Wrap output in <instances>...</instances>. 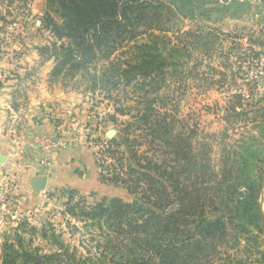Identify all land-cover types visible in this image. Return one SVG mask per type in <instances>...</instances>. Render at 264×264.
<instances>
[{"label": "rangeland", "instance_id": "rangeland-1", "mask_svg": "<svg viewBox=\"0 0 264 264\" xmlns=\"http://www.w3.org/2000/svg\"><path fill=\"white\" fill-rule=\"evenodd\" d=\"M47 1L0 0V59H4L0 60V99L16 110L45 116L51 125L48 135L62 143L59 151L72 155L61 171L46 169L34 175L33 179H48L41 192H34L27 181L21 187L15 180L6 195L0 190V264L2 245L6 240L15 241L16 235L25 247L38 248L44 254L54 252L55 247L40 237L43 225L80 254L96 250L91 238L99 239V233L72 214L101 199H138L140 195L131 194L127 187L132 182L124 185L122 180L134 177L128 172L137 169L136 160L145 164L146 157L159 162L166 158L159 154L156 142L152 144L140 120L148 101L155 100L149 122H164L161 125L172 128V136H184L197 153L206 144L210 164L217 171L224 145H236L246 134L256 133L252 121L259 114L250 112L264 95V9L247 10L238 19L219 15L208 20L198 16L175 19L171 31L162 33L171 45L192 40L185 33L208 29L218 34L217 43L207 53L190 49L189 59L181 60L176 74L162 79L154 91H142L138 81L128 87L121 83L117 89L99 83L91 89L89 78L81 72L71 78L68 67L55 79L58 61L51 49L67 42L57 41L45 27ZM50 15L61 22L56 14ZM144 41L145 37L136 42ZM94 73L101 72L90 71ZM232 107L247 112L246 116L231 115ZM126 140L132 146L131 154L126 153ZM115 177L118 181H113ZM262 185L263 234L259 241L264 240V176ZM31 228L35 233H29ZM244 247L241 241L238 251L222 250L218 258L239 259Z\"/></svg>", "mask_w": 264, "mask_h": 264}, {"label": "trees", "instance_id": "trees-1", "mask_svg": "<svg viewBox=\"0 0 264 264\" xmlns=\"http://www.w3.org/2000/svg\"><path fill=\"white\" fill-rule=\"evenodd\" d=\"M253 8L264 9V0H48L45 27L57 41L67 42L51 49L58 61L53 77L68 67L71 78L80 72L89 78L91 89L99 83L117 89L121 83L128 87L138 81L142 91H154L162 79L177 73L190 49L207 53L217 43L218 34L208 29L185 33L192 40L171 45L162 33L171 31L175 19L208 20L212 15L238 19ZM144 37L143 43L136 42ZM91 70L101 73L90 74ZM154 101H148L140 120L166 158L159 162L146 157L145 164L136 160L137 169L128 172L134 177L122 180L124 185L132 182L127 187L139 198L101 199L72 214L99 233V239L91 238L96 250L80 254L43 225L40 237L55 247L54 252L25 247L16 235L15 241L2 245L1 264H264V240L259 241L264 95L250 112L259 114L252 121L256 133L246 134L236 145H224L217 171L206 144L197 153L184 136H172V128L161 125L164 122H149ZM230 110L236 117L247 114ZM128 143L125 150L131 154ZM172 162L175 166H169ZM35 231L31 228L29 233ZM241 241L245 247L239 259L219 260L222 250L238 251Z\"/></svg>", "mask_w": 264, "mask_h": 264}, {"label": "crops", "instance_id": "crops-1", "mask_svg": "<svg viewBox=\"0 0 264 264\" xmlns=\"http://www.w3.org/2000/svg\"><path fill=\"white\" fill-rule=\"evenodd\" d=\"M50 131V121L45 116L42 117L32 110H16L8 101L0 99V154L6 157L5 163L0 167L12 173L13 180L21 187H24L26 181L31 186L34 175L42 170L47 169L50 173L58 169L61 171L67 157L72 155L71 152L57 151L46 157L36 147L23 151L17 149L20 136L29 140L35 135L40 137L49 134ZM40 159H45L47 164L40 165Z\"/></svg>", "mask_w": 264, "mask_h": 264}, {"label": "built area", "instance_id": "built-area-1", "mask_svg": "<svg viewBox=\"0 0 264 264\" xmlns=\"http://www.w3.org/2000/svg\"><path fill=\"white\" fill-rule=\"evenodd\" d=\"M20 122V121H19ZM23 123V122H21ZM20 132V130H18ZM36 147L40 154L43 156H50L62 148V143L60 140L54 139L50 135L46 134L43 136H33L32 139H26L25 137L20 136V140L17 144L18 150H25L28 148ZM40 165H46L47 161L45 159L38 160ZM13 176L12 173L6 171L3 167H0V190L1 192L7 194V190H11L13 188ZM3 193H1V197H3Z\"/></svg>", "mask_w": 264, "mask_h": 264}, {"label": "water", "instance_id": "water-1", "mask_svg": "<svg viewBox=\"0 0 264 264\" xmlns=\"http://www.w3.org/2000/svg\"><path fill=\"white\" fill-rule=\"evenodd\" d=\"M5 161H6V157L0 154V165L4 164ZM47 183H48V179L43 177L40 179H34L31 182V186L33 188V191L38 193V192L45 190V188L47 187Z\"/></svg>", "mask_w": 264, "mask_h": 264}]
</instances>
